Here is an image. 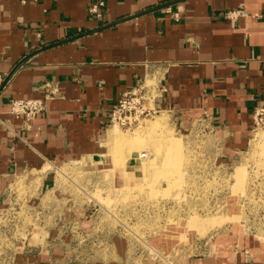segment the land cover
<instances>
[{
	"label": "crops",
	"instance_id": "0c3cea01",
	"mask_svg": "<svg viewBox=\"0 0 264 264\" xmlns=\"http://www.w3.org/2000/svg\"><path fill=\"white\" fill-rule=\"evenodd\" d=\"M0 77V210L29 203L58 166L100 163L112 105L143 85L148 107L202 120L233 158L264 105V0H0ZM36 98L34 117L11 114L12 100ZM241 251L175 264H264V243Z\"/></svg>",
	"mask_w": 264,
	"mask_h": 264
},
{
	"label": "rangeland",
	"instance_id": "374dc122",
	"mask_svg": "<svg viewBox=\"0 0 264 264\" xmlns=\"http://www.w3.org/2000/svg\"><path fill=\"white\" fill-rule=\"evenodd\" d=\"M108 129V157L58 166L51 185L15 203L0 225V264H28L26 253L38 264L238 263L249 239L264 243V120L233 158L217 155L202 120L166 111Z\"/></svg>",
	"mask_w": 264,
	"mask_h": 264
},
{
	"label": "built area",
	"instance_id": "2783aa9c",
	"mask_svg": "<svg viewBox=\"0 0 264 264\" xmlns=\"http://www.w3.org/2000/svg\"><path fill=\"white\" fill-rule=\"evenodd\" d=\"M102 2L93 3L89 11L97 19H101ZM234 14V15H233ZM243 12L238 10L232 12L231 15H242ZM1 81V77H0ZM138 91L139 93H136ZM44 109L43 100L36 99H15L11 101L10 112L11 114L19 117L23 116L25 119H30L40 113ZM158 112L154 108H150L146 104L145 91L143 86H139L132 91L124 92L112 105L109 112L110 126H126L131 127L135 123L138 117L142 114L148 116L150 113ZM254 126L264 120V105L258 106L254 109L252 114ZM146 157L145 152L136 155V159L141 160ZM15 208V203L10 205L7 209L0 210V225L5 216Z\"/></svg>",
	"mask_w": 264,
	"mask_h": 264
},
{
	"label": "bare ground",
	"instance_id": "6f19581e",
	"mask_svg": "<svg viewBox=\"0 0 264 264\" xmlns=\"http://www.w3.org/2000/svg\"><path fill=\"white\" fill-rule=\"evenodd\" d=\"M144 86V85H143ZM146 86V85H145ZM145 98H146V104H147V106H148V103L149 104H151L150 102H151V98L149 97V95H147L146 94V92H145ZM152 106V105H151ZM114 126H117V125H114ZM112 131H114V130H112ZM108 132L107 133V135H108V138H114V137H116L117 135H116V133H114V132ZM117 131V130H116ZM118 132V131H117ZM256 134V133H255ZM257 134H259V133H257ZM137 154H139V153H137ZM105 156L106 157H108V155H107V153L105 154ZM59 168V167H58ZM57 172H58V170H57ZM63 175H64V173H63ZM66 176V175H65Z\"/></svg>",
	"mask_w": 264,
	"mask_h": 264
}]
</instances>
